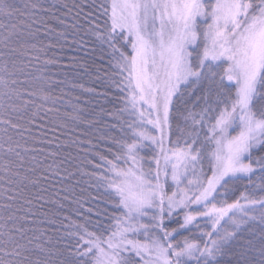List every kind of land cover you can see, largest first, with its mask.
<instances>
[{
    "label": "snow or ice",
    "instance_id": "obj_1",
    "mask_svg": "<svg viewBox=\"0 0 264 264\" xmlns=\"http://www.w3.org/2000/svg\"><path fill=\"white\" fill-rule=\"evenodd\" d=\"M0 264H264V0H0Z\"/></svg>",
    "mask_w": 264,
    "mask_h": 264
}]
</instances>
